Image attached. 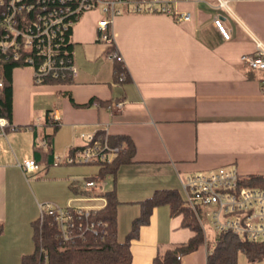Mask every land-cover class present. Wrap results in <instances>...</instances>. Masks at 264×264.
<instances>
[{
	"label": "crops",
	"instance_id": "1",
	"mask_svg": "<svg viewBox=\"0 0 264 264\" xmlns=\"http://www.w3.org/2000/svg\"><path fill=\"white\" fill-rule=\"evenodd\" d=\"M171 6L188 12V18L116 14L109 45L96 39L99 14L82 13L70 31L75 74L69 83L34 84L28 67L11 68L14 129L0 137V264H20V257L32 252L31 221L39 204H97L72 200L82 194L77 188L82 180L99 177L97 165L78 172L77 165L52 164L53 156L82 144L79 134L104 131L109 139L123 137L132 145L129 161L99 177L103 191L114 192L118 240L138 215V202L158 190H173L182 198L187 176L224 169L239 177L264 175V70L239 61L253 51L248 33L264 44V0H229L226 9L216 0H176ZM214 14L228 39L212 26ZM109 48L119 54L127 80H113ZM52 110L55 126L45 119ZM42 137L45 146L39 147ZM22 159H32L37 171L23 173ZM192 235L180 213L155 206L129 240V264H150L158 248ZM206 252L199 245L180 264H205Z\"/></svg>",
	"mask_w": 264,
	"mask_h": 264
},
{
	"label": "built area",
	"instance_id": "2",
	"mask_svg": "<svg viewBox=\"0 0 264 264\" xmlns=\"http://www.w3.org/2000/svg\"><path fill=\"white\" fill-rule=\"evenodd\" d=\"M176 0H0V88L3 85V64L12 62L17 67L31 70L32 82L37 84L44 75L54 78L75 74L71 54L60 52L63 34L70 31L82 13L95 11L96 39L111 44L109 26L111 19L124 12H156L169 14L172 19L185 20L186 11L176 12L171 6ZM197 1V0H192ZM229 0H216L217 6L227 8ZM211 24L224 40L229 33L220 17L214 14ZM253 51L239 56V61L247 68L264 70V44L248 33ZM71 52V50H70ZM108 57L120 60L115 49L109 50ZM122 80V74L117 77ZM264 90V82L261 85ZM264 102V93L261 99ZM94 104V103H93ZM119 107V103L114 104ZM55 110L46 114L48 122L58 120ZM14 129L12 123L0 116V137L7 130ZM82 144L72 148L62 156H53L52 164L101 165L110 163L123 147L110 145L104 131L79 134ZM37 146L44 147L45 139L39 138ZM23 173H33L38 169L32 159H22L18 163ZM234 170H217L184 178L181 189L182 199L203 229L207 226L215 234L230 233L247 242H264V188L242 185ZM82 194L75 201H94L96 205L59 207L48 202L38 205V217L48 216L61 240L71 238L76 220L85 221L94 210L105 204L103 183L99 177L82 180L77 186ZM89 224V223H88ZM77 223L78 229H91L89 224ZM45 263L43 256L41 264Z\"/></svg>",
	"mask_w": 264,
	"mask_h": 264
},
{
	"label": "trees",
	"instance_id": "3",
	"mask_svg": "<svg viewBox=\"0 0 264 264\" xmlns=\"http://www.w3.org/2000/svg\"><path fill=\"white\" fill-rule=\"evenodd\" d=\"M69 30L64 32L60 44V52L64 56L71 54ZM111 50V48H109ZM15 67L12 62H5L3 68V85L0 88V116L10 121V70ZM113 80L118 82V74H122V80H127V74L120 60L113 58ZM71 78H54L44 75L37 84H64ZM46 119V118H45ZM46 122H48L46 120ZM55 126L54 122H48ZM19 129V127H15ZM43 138V137H42ZM45 139V138H44ZM110 145H121L122 149L112 158L110 163L97 165L98 175L102 178L112 174L118 165L129 161L132 155L131 143L123 138L109 139ZM50 155H48L49 158ZM242 185L264 188V175H250L242 177L239 181ZM105 204L102 208L94 210L85 221L76 220L72 236L61 240L57 230L48 216L37 217L31 221V239L33 250L30 254L20 257V264H41L45 256L44 264H129L130 253L129 240L137 235L139 225L146 224L150 210L159 205H166L170 215L180 213L182 226L193 232L186 242L169 245L163 249H157L150 264H180V258L192 252L199 245L206 248L205 264H236V255L241 253L248 262H256L264 259V242L243 241L230 233L216 234L212 242L204 240L201 227L196 223L192 212L187 208L183 199L173 190L154 191L149 197L138 202L139 213L130 222V227L122 240L116 238L115 214L117 202L113 190L103 192ZM90 224L91 229H78L76 224ZM88 224V225H89ZM2 226L0 224V234Z\"/></svg>",
	"mask_w": 264,
	"mask_h": 264
},
{
	"label": "rangeland",
	"instance_id": "4",
	"mask_svg": "<svg viewBox=\"0 0 264 264\" xmlns=\"http://www.w3.org/2000/svg\"><path fill=\"white\" fill-rule=\"evenodd\" d=\"M72 166H74V165H72ZM89 166L91 167V169H92V167H93V165H77V166H75V167H79V169H78V172H83V171H88V170H90V168H89ZM80 167H83L84 169H80ZM29 180L31 179V178H28ZM43 191L44 192H49L48 191V189H46V187L44 186L43 187ZM48 203H50V202H48ZM50 204H53V203H50ZM55 205V204H54ZM71 205H73V206H76V205H78V203H74V202H72L71 203ZM196 223H197V221H196ZM198 224V223H197ZM199 225V224H198ZM202 230V235H203V238H204V240H206V239H208V240H212V236L215 234V232H213L211 229H209L207 226H205L203 229H201ZM236 264H264V259H262V260H259V261H256V262H248L246 259H245V257L241 254V253H238L237 255H236Z\"/></svg>",
	"mask_w": 264,
	"mask_h": 264
}]
</instances>
